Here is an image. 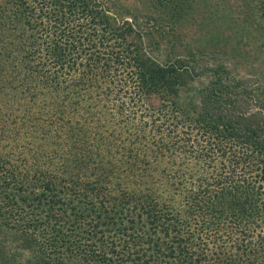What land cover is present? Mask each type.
Instances as JSON below:
<instances>
[{"label":"trees","instance_id":"obj_1","mask_svg":"<svg viewBox=\"0 0 264 264\" xmlns=\"http://www.w3.org/2000/svg\"><path fill=\"white\" fill-rule=\"evenodd\" d=\"M192 8L0 0V264H264V50Z\"/></svg>","mask_w":264,"mask_h":264},{"label":"rangeland","instance_id":"obj_2","mask_svg":"<svg viewBox=\"0 0 264 264\" xmlns=\"http://www.w3.org/2000/svg\"><path fill=\"white\" fill-rule=\"evenodd\" d=\"M188 3L193 8L180 21V44L206 49L217 40L219 46L227 49L235 46L252 50L245 59L247 63L263 61L261 0H188ZM210 35L217 38L208 43Z\"/></svg>","mask_w":264,"mask_h":264}]
</instances>
